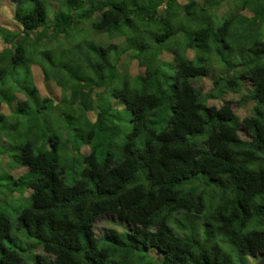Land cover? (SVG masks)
Masks as SVG:
<instances>
[{"label":"trees","instance_id":"obj_1","mask_svg":"<svg viewBox=\"0 0 264 264\" xmlns=\"http://www.w3.org/2000/svg\"><path fill=\"white\" fill-rule=\"evenodd\" d=\"M11 1L0 89L8 75L24 98L0 90V137L22 171H0V195L25 199L0 208V264H264V0H54L48 22L45 0ZM84 18L101 36L70 41L44 103L30 56Z\"/></svg>","mask_w":264,"mask_h":264},{"label":"rangeland","instance_id":"obj_2","mask_svg":"<svg viewBox=\"0 0 264 264\" xmlns=\"http://www.w3.org/2000/svg\"><path fill=\"white\" fill-rule=\"evenodd\" d=\"M182 1L183 0H179V2H182ZM44 2H45L44 3L45 8H46L45 20H46V22H48L53 17L52 14L54 13V9L56 8V7H54V4L56 6V2L54 0H45ZM58 8H59L58 10H60L62 8L61 4H58ZM11 10H12V1L11 0H0V25L6 26L8 29H12V28L16 27V25L11 20V14H12ZM91 20L92 19H87V18L81 19L80 26L82 27V31L80 33L69 35L68 38L66 36H60L59 35L58 38L56 39V42L55 43L53 42V44L51 46H49V45L42 46L40 44L39 45L40 48H36V50H34L33 54H31V56H30L31 62H29V64H28L29 71H30L31 85L33 87H35V89L37 90V93L40 97H43V96H49L50 97V100H47L45 102L43 101L44 103H47V104L51 103L55 107V105H58L60 102L59 99L61 98L62 90L59 89V87H61V84L59 83L60 81L58 78L61 77V81H63V79L65 78L64 73H66V67L69 66V60H68L69 56H68V50L67 49H69L70 41L74 40V38L76 40L77 38L82 37V36L90 37V38H93L95 40L97 38H100L101 30H99L100 31L99 32L97 30H91V28H89ZM263 24H264V22H263ZM106 32L107 31H105L104 34H106ZM111 38L112 39L115 38V34L110 35L107 39H111ZM6 45L7 44L4 43L0 37V49ZM42 48H43V50H42ZM64 50H66V52H67L66 56H64ZM45 55H47L50 59L48 60L47 58H45L44 57ZM38 61L39 62L43 61L44 67H47L48 69L53 68V71L50 72V73H53V75L51 77H49L48 79H46V81H44L42 78V69H41L40 65H38L39 64ZM50 61L52 62V64L49 63ZM2 64H3V62L0 61V65H2ZM20 66L22 67V65H20ZM19 67L16 70H11V71L16 72L19 70ZM134 70H135V63L130 61L129 62V72L133 73ZM19 76L21 77V75H19ZM10 83H11L10 76L7 75L5 78V82H3L1 84L2 96H6V93L10 92L13 95H15L17 93L19 98H24L23 93L17 92L16 89H13V90L11 89V87H13V85L16 83H14V84H10ZM209 84H211V82L208 80V78H199L195 83V88L197 91H199V94H200L201 92H204L207 89ZM230 96L231 95L229 93L227 95V97L229 98ZM63 97H66V95L64 93H63ZM239 106L242 107V111L244 113H249L250 108L252 106V103L245 101L242 105H240V102L239 103L233 102L231 104V107L233 109H238ZM4 107L5 106L3 104L0 105V112L3 114L6 112ZM54 107H50L51 111H46L43 114V116L46 119V123H49V121L47 119V118H49L51 120V124H53L54 126H58L59 123L61 122V120H63V119H59L55 116V114H57L58 111L55 110ZM261 108L264 109V105H262ZM90 113H92V112H90ZM72 114H69L71 118L73 117ZM120 117L126 119L127 115L122 114ZM51 124L49 123V127ZM45 127L48 129V126H45ZM16 136L13 137L12 135H10L7 138H1L0 137V140H2L0 142V171L4 170L5 172H9L12 175L22 171L21 167L18 168L15 166L16 164H15V162H13V159H12V157L15 156L19 151L18 142H16V140L14 139ZM83 148H85V150H87L86 147H83ZM83 148H82V150H84ZM72 152H73V150L70 149V146H69L68 153L71 154ZM66 180L67 181L69 180V175L67 176ZM27 192H29V190L26 191L24 194H28ZM21 193L22 192L15 190V191L9 192V194L2 195V196L0 195V198H1L0 199V208L6 209V208H9L11 206H15L17 204H23L25 198H23L21 196ZM116 222H117V220L112 214L105 213V214L100 215L95 220V222L93 223L94 235L98 237L104 231V228H107L110 226L111 227H117V225L115 224ZM22 239H24V238H22ZM29 240H32V239H29ZM23 241H25V240H23ZM31 251H32V249H31ZM33 252L43 255V252L40 250L39 247L34 248ZM30 253L31 252L27 253L26 256ZM26 256H25V258H26ZM26 260H27V262H25V264H34L31 261L29 262L28 259H26ZM246 264H255V262L253 260H251L249 257H247Z\"/></svg>","mask_w":264,"mask_h":264},{"label":"clouds","instance_id":"obj_3","mask_svg":"<svg viewBox=\"0 0 264 264\" xmlns=\"http://www.w3.org/2000/svg\"><path fill=\"white\" fill-rule=\"evenodd\" d=\"M8 173H9V172H8ZM9 174H11V173H9ZM11 175H12V174H11ZM13 175H14V174H13ZM13 175H12V176H13Z\"/></svg>","mask_w":264,"mask_h":264}]
</instances>
